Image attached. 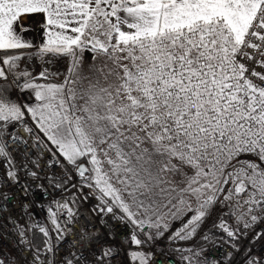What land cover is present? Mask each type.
Wrapping results in <instances>:
<instances>
[{"label":"snow or ice","instance_id":"obj_1","mask_svg":"<svg viewBox=\"0 0 264 264\" xmlns=\"http://www.w3.org/2000/svg\"><path fill=\"white\" fill-rule=\"evenodd\" d=\"M0 169L22 264H264V0H0Z\"/></svg>","mask_w":264,"mask_h":264},{"label":"built area","instance_id":"obj_2","mask_svg":"<svg viewBox=\"0 0 264 264\" xmlns=\"http://www.w3.org/2000/svg\"><path fill=\"white\" fill-rule=\"evenodd\" d=\"M34 19L39 20V17H35ZM27 123L32 126V121L29 119ZM19 136L27 137V133L25 132L24 127L17 126L15 129ZM9 132L13 131L12 128H9ZM4 140L7 142L8 150L13 151L17 147V142L11 140L8 136H4ZM28 151L32 152L34 150L28 149ZM13 154L16 153L13 151ZM22 157L20 155H16V159L20 160ZM3 175V170L0 169V176ZM7 193V207H4V194ZM28 199L24 196L22 189L19 185H10V184H3L0 182V257L5 259V264H12L13 259L15 260V264H22L20 253L17 251L15 246L16 237L10 232H7V238L4 237V233L7 229L4 225L7 223V218H19L25 212H28L30 209L26 208L24 205L28 204ZM36 216L42 217L43 213L38 212L35 209H31ZM23 222V221H21ZM10 227V225H9ZM121 235L123 232L120 233ZM75 239L74 236H69V242ZM256 252H264V247L261 244H257L255 248ZM213 255H218L219 251L212 253ZM237 264H239L240 257L237 256L236 258ZM154 264H172V261L163 257L162 253L157 252Z\"/></svg>","mask_w":264,"mask_h":264},{"label":"crops","instance_id":"obj_3","mask_svg":"<svg viewBox=\"0 0 264 264\" xmlns=\"http://www.w3.org/2000/svg\"><path fill=\"white\" fill-rule=\"evenodd\" d=\"M26 23H31V21H27ZM34 35V34H33ZM36 39H39V37H36Z\"/></svg>","mask_w":264,"mask_h":264},{"label":"rangeland","instance_id":"obj_4","mask_svg":"<svg viewBox=\"0 0 264 264\" xmlns=\"http://www.w3.org/2000/svg\"><path fill=\"white\" fill-rule=\"evenodd\" d=\"M38 70V69H37Z\"/></svg>","mask_w":264,"mask_h":264}]
</instances>
